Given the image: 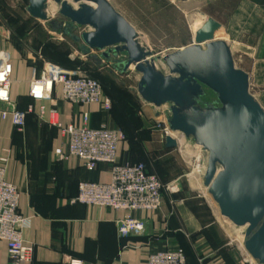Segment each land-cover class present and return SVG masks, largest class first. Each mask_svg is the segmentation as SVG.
I'll return each instance as SVG.
<instances>
[{
    "label": "crops",
    "instance_id": "0c3cea01",
    "mask_svg": "<svg viewBox=\"0 0 264 264\" xmlns=\"http://www.w3.org/2000/svg\"><path fill=\"white\" fill-rule=\"evenodd\" d=\"M192 1L197 6L202 4V0ZM222 1L231 5L227 16L211 14L201 6L198 11L221 26V19H226L229 31L254 27L258 38L264 37V0ZM28 4L26 0L14 9L7 0H0V52L6 51L12 58L9 95L14 106L26 113L24 129L18 131L10 115L3 114L8 105L0 102V159H7L5 179L20 190L19 213L29 219L22 234L24 241L34 246L28 264H147L150 253L176 248L183 250L188 264H245L246 252L229 239L204 195L191 187L163 190L162 205L156 212H132L131 216L144 221L145 231L128 237H121L117 231L118 221L126 214L123 211L70 203L78 193L79 182H109L110 166L99 164L89 171L74 157L59 159L57 151L66 150L67 138L50 122V111L56 110L55 119L63 126H81L82 114L88 112V126L120 129L125 134L122 123L130 115L121 103L123 99L105 90L113 105L109 113L98 105L64 101L60 91L48 100L29 96L30 82L41 76L45 62L75 59L71 55L73 46L50 37L47 29L35 27L39 20L28 13ZM89 60L92 63L83 59L67 70L82 74L89 66L100 69L106 63L102 57ZM132 94V99L140 102L138 95ZM134 142L127 137L120 143L119 160L135 161L131 147H158L151 136L134 138ZM0 264H9L5 241H0Z\"/></svg>",
    "mask_w": 264,
    "mask_h": 264
},
{
    "label": "water",
    "instance_id": "95a60500",
    "mask_svg": "<svg viewBox=\"0 0 264 264\" xmlns=\"http://www.w3.org/2000/svg\"><path fill=\"white\" fill-rule=\"evenodd\" d=\"M48 1L29 0L28 13L62 29L84 55L97 50L107 62L122 63L123 72L133 66L141 74L140 97L156 107L170 104L169 129L207 152L204 186L223 217L246 227L244 248L264 264V108L250 93L249 75L235 66L228 44L215 39L220 23L206 19L192 44L164 56L169 69L164 74L108 0H51L65 22L49 21ZM75 25L90 30L73 35ZM205 89L216 95L215 103H202ZM165 146L176 147V139L166 136Z\"/></svg>",
    "mask_w": 264,
    "mask_h": 264
},
{
    "label": "rangeland",
    "instance_id": "374dc122",
    "mask_svg": "<svg viewBox=\"0 0 264 264\" xmlns=\"http://www.w3.org/2000/svg\"><path fill=\"white\" fill-rule=\"evenodd\" d=\"M7 1L9 4L11 3L14 9L19 4L24 5L26 3V0ZM108 1L134 27L138 34V41L146 50L151 52L155 67L164 74H169V69L163 57L192 44L195 34L194 27L201 26L208 19L206 15L198 11V7L201 6L202 9L211 14L227 16L231 6L222 0H202V4H198L199 6L195 5L192 0H190L191 2H181V0ZM48 13L52 15L49 11ZM48 18L49 21L65 22V19L59 13V7L55 14L48 16ZM35 23V27L47 29L50 37L58 39L60 43L67 42L73 46L74 49L72 48L71 55L76 61L78 60L77 62L82 63L83 59L90 62V58L93 60V58L101 57V52L97 50L91 52L89 57L88 55L81 57L77 44L74 46L71 42L72 39L66 36L62 29L54 30L49 22L36 21ZM221 23L223 25L216 31L222 32L218 40H223L228 44L235 66L248 73L249 91L264 108V37L259 39L257 28L254 27L229 31L226 27L228 21L221 19ZM88 30H90L89 27L75 25L72 34L79 35L81 32ZM120 59H123V55L120 56ZM106 63L104 61L102 65L105 66L100 69L95 68L94 65L89 66V68L83 70L84 73L82 72V74L102 79L107 87H113L115 94L123 99V105L130 115L127 121L122 123L127 130L126 138L128 137L134 142V138L139 140L151 136L155 140V144L158 145L155 148L131 147V155L146 163L147 170L159 179L165 187L164 190H167L166 187L176 190L177 187L185 185L191 187L195 193L204 195L214 210L217 219L227 230L229 239L232 240L234 245L239 246L246 252L244 248L246 227L236 226L223 217L217 203L204 186L207 152L196 145L191 138H186L179 132L173 135V138L177 141V146L165 148V137L172 136V133L164 135L163 132L164 127L168 126L167 119L171 115L170 104L156 107L141 99L137 92V84L141 74L133 66L123 72L122 63L120 64L121 68H117L112 59L109 62L106 61ZM205 91L206 94L202 98V103H215L217 100L216 95L209 89H205ZM131 93L137 94L140 102L136 103L132 99ZM118 106L120 107V105ZM247 257L248 262L245 264H258L249 254Z\"/></svg>",
    "mask_w": 264,
    "mask_h": 264
},
{
    "label": "built area",
    "instance_id": "2783aa9c",
    "mask_svg": "<svg viewBox=\"0 0 264 264\" xmlns=\"http://www.w3.org/2000/svg\"><path fill=\"white\" fill-rule=\"evenodd\" d=\"M1 24V23H0ZM12 58L6 51L0 52V102L6 103L13 125L23 131L26 113L18 110L9 95ZM55 91H60L61 98L85 106L98 105L104 112H110L112 101L104 94L99 79L87 74H74L51 62H45L42 74L30 82L29 96L34 100L51 99ZM50 122L66 136V150H58L59 159L74 157L89 170L99 164L110 166V180L107 183L81 181L78 193L70 203L95 205L123 211L125 216L118 221L117 231L121 237L142 235L144 221L131 216L132 212H156L162 205L163 184L147 170L142 162L119 160L120 143L126 140L120 129L105 126H88L89 113L82 114V125L63 126L55 119L56 110H51ZM164 135L172 132L168 126ZM7 159H0V241L7 244L9 264H28L33 258L34 246L23 239V230L28 225V218L19 213L20 190L14 183L5 179ZM169 191L172 188L166 187ZM248 256V253H246ZM244 262H248L246 259ZM73 263H78L73 261ZM147 264H188L181 248L166 249L150 253Z\"/></svg>",
    "mask_w": 264,
    "mask_h": 264
},
{
    "label": "trees",
    "instance_id": "16d2710c",
    "mask_svg": "<svg viewBox=\"0 0 264 264\" xmlns=\"http://www.w3.org/2000/svg\"><path fill=\"white\" fill-rule=\"evenodd\" d=\"M71 34H72V31H69ZM66 36H68V37H70L68 34H65ZM73 41V40H72ZM74 42V41H73ZM115 62V65L117 66V68H121L120 67V63L119 62H116V61H114ZM51 63H53V64H56V65H58V66H60V67H62V68H65V69H67V68H71V67H75V66H77L80 62H77L76 60H74L73 62H69L68 61V63L66 62V61H64V60H62V61H59V62H51ZM92 77H95V76H92ZM95 78H97V77H95ZM97 79H99V78H97ZM99 81L101 82V84H102V86H103V91L105 90L107 93H109V94H111V93H113L114 92V89H113V87H109V89H108V87H107V84L101 79H99ZM105 91H104V93H105ZM115 93V92H114ZM121 103H122V105H123V101L121 100ZM112 108H113V105H112V107H111V110H110V112L112 111ZM131 162H142V163H144L145 165H146V163L145 162H143V161H141V160H138V159H135V161H132V159H131ZM146 167H147V165H146Z\"/></svg>",
    "mask_w": 264,
    "mask_h": 264
},
{
    "label": "bare ground",
    "instance_id": "6f19581e",
    "mask_svg": "<svg viewBox=\"0 0 264 264\" xmlns=\"http://www.w3.org/2000/svg\"><path fill=\"white\" fill-rule=\"evenodd\" d=\"M49 2H52V1L49 0L48 3L46 4L45 12H46V14H47L48 16H53V15H50V14L48 13V10H50V11L53 12V13H55L56 10H58L59 5L53 3V5L49 7V5H48ZM71 3H72V2H71ZM72 4H73V3H72ZM75 5H76V4H75ZM195 26H196V25H195ZM198 26H199V25H198ZM198 26L194 27V30H195V31H196V28H198ZM221 35H222V32H221V31L216 32V33H215V39H219ZM174 133H177V132H174ZM174 133H172V134L170 133V134L172 135V137H173ZM178 134H179V133H178ZM174 137H176V136H174ZM196 170H197V169H196ZM194 179H195V178H194ZM205 188H206V187H205Z\"/></svg>",
    "mask_w": 264,
    "mask_h": 264
}]
</instances>
